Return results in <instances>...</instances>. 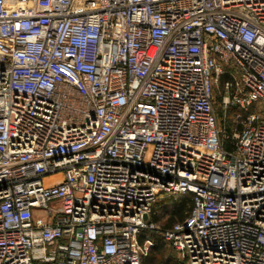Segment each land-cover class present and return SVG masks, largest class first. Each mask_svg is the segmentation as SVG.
<instances>
[{"label": "built area", "instance_id": "1", "mask_svg": "<svg viewBox=\"0 0 264 264\" xmlns=\"http://www.w3.org/2000/svg\"><path fill=\"white\" fill-rule=\"evenodd\" d=\"M150 233L264 264V0H0V264H142Z\"/></svg>", "mask_w": 264, "mask_h": 264}, {"label": "trees", "instance_id": "2", "mask_svg": "<svg viewBox=\"0 0 264 264\" xmlns=\"http://www.w3.org/2000/svg\"><path fill=\"white\" fill-rule=\"evenodd\" d=\"M231 111H234L232 109ZM232 123V121H231ZM191 196H178L176 198H167L158 202L153 209L151 221L161 225L164 228L172 227L176 222L182 221L191 211ZM154 239L155 244L150 253L142 259V264H179V261L166 256L165 251L170 250L173 254H177L173 247L166 243L161 237L149 234ZM174 258V257H173ZM177 260H180L177 257ZM181 264H186L180 260Z\"/></svg>", "mask_w": 264, "mask_h": 264}, {"label": "rangeland", "instance_id": "3", "mask_svg": "<svg viewBox=\"0 0 264 264\" xmlns=\"http://www.w3.org/2000/svg\"><path fill=\"white\" fill-rule=\"evenodd\" d=\"M216 110H217V114H218V118H219V125L222 129H232L233 128V114H234V111H229V113H226L224 111V109L222 108V105H221V96L219 93H217L216 95ZM232 121V123H231ZM165 255L166 256H169V257H172V259H176V261H179L178 263L181 264V261L180 260H177V257L175 254H173V252H171L170 250H167L165 251Z\"/></svg>", "mask_w": 264, "mask_h": 264}]
</instances>
